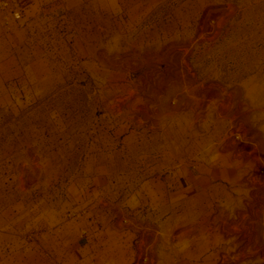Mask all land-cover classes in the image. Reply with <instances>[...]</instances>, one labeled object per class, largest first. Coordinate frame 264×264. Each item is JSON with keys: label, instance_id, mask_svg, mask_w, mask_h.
Masks as SVG:
<instances>
[{"label": "rangeland", "instance_id": "obj_1", "mask_svg": "<svg viewBox=\"0 0 264 264\" xmlns=\"http://www.w3.org/2000/svg\"><path fill=\"white\" fill-rule=\"evenodd\" d=\"M0 264H264V0H10Z\"/></svg>", "mask_w": 264, "mask_h": 264}, {"label": "built area", "instance_id": "obj_2", "mask_svg": "<svg viewBox=\"0 0 264 264\" xmlns=\"http://www.w3.org/2000/svg\"><path fill=\"white\" fill-rule=\"evenodd\" d=\"M0 10L10 11L13 19L16 20H19L22 17L20 11L13 7L12 2L10 0H0Z\"/></svg>", "mask_w": 264, "mask_h": 264}]
</instances>
